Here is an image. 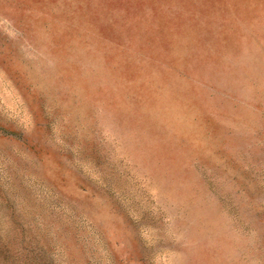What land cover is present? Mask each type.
Here are the masks:
<instances>
[{
	"label": "rangeland",
	"instance_id": "obj_1",
	"mask_svg": "<svg viewBox=\"0 0 264 264\" xmlns=\"http://www.w3.org/2000/svg\"><path fill=\"white\" fill-rule=\"evenodd\" d=\"M0 264H264V0H0Z\"/></svg>",
	"mask_w": 264,
	"mask_h": 264
}]
</instances>
